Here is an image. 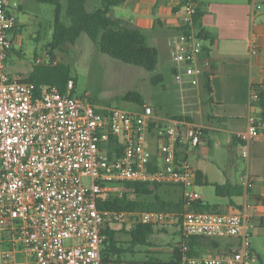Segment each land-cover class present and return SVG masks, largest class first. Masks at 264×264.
Segmentation results:
<instances>
[{
	"label": "built area",
	"instance_id": "1",
	"mask_svg": "<svg viewBox=\"0 0 264 264\" xmlns=\"http://www.w3.org/2000/svg\"><path fill=\"white\" fill-rule=\"evenodd\" d=\"M181 12L186 29L170 49L178 80L197 77L204 55V40L193 27L196 4L186 2ZM18 27L6 0H0V264H103L108 224L170 227L179 222L185 238L239 241L222 255L185 257L187 264L258 262L252 251L256 207L246 205L235 214L196 210L201 199L196 170L183 164L177 153L199 147L205 127L185 119H160L148 105L141 112L100 110L87 96L73 95L74 80L62 93L57 86L14 77L7 62ZM259 90L252 87L250 104L259 100ZM156 124L162 127L153 128ZM237 137L244 145L243 158H248L251 141L264 138V120L249 117L247 130ZM111 139L123 147L122 156L112 162ZM152 146L157 147L159 163ZM127 182L180 186L182 210L101 211L98 199L117 191L122 195L117 184ZM243 185L252 189L254 182L245 175ZM129 198L135 200L136 194Z\"/></svg>",
	"mask_w": 264,
	"mask_h": 264
},
{
	"label": "crops",
	"instance_id": "2",
	"mask_svg": "<svg viewBox=\"0 0 264 264\" xmlns=\"http://www.w3.org/2000/svg\"><path fill=\"white\" fill-rule=\"evenodd\" d=\"M184 1L127 0L114 7L110 15L145 31L148 44L159 50L160 58L170 59L171 42L184 24L185 17L181 12ZM6 3L9 8L7 0ZM258 6H262V9L257 10ZM200 7L204 10L201 25L210 38L204 41V46L211 49L209 62L215 70L211 77L213 102L209 103L208 123L192 120L206 128L203 143L195 149H181L179 159L183 164L204 173L209 183L204 186L214 188L215 184L230 183L243 187V178L250 176L254 181L250 194L245 191L242 196L231 198L216 195L225 198L224 202L205 198L201 191L204 186L197 184L196 190L201 194L198 203L203 207H214L219 213L235 214L246 205L257 208V229L252 237V251L261 261L258 251L264 252V138L251 141L249 156L244 158L245 170L238 168L235 152L239 148L244 150L237 135L247 130L249 117L262 119L261 109L250 104V95L252 87L264 83V4L263 0H200ZM26 25L19 23L21 32ZM21 32L16 38L20 37ZM254 46L256 52H252ZM172 72L174 74L173 69ZM200 77L201 73L198 72L197 77H189L187 84ZM152 148L155 158H160L157 147ZM205 157L208 161H205ZM182 195L180 188L179 198ZM260 239L263 240L261 247L258 245ZM227 242L235 249L239 241L228 238ZM219 254L222 255L223 251H210L206 255Z\"/></svg>",
	"mask_w": 264,
	"mask_h": 264
},
{
	"label": "trees",
	"instance_id": "3",
	"mask_svg": "<svg viewBox=\"0 0 264 264\" xmlns=\"http://www.w3.org/2000/svg\"><path fill=\"white\" fill-rule=\"evenodd\" d=\"M40 3H47L56 7V20L54 24V33L51 44L49 45V55L51 56L50 64L40 65L27 78L22 80L31 82L36 85H53L57 86L62 93L66 92V86L69 80H73L68 67L61 63L54 64L56 61L55 52L61 51L67 45H75L79 37L84 33L88 35L91 41L98 46L99 50L113 59L123 63L139 66L148 72H154L159 65V50L148 44L147 34L142 29L133 24L122 20L115 19L110 15L114 7L124 4L127 0H103L102 7L94 11L87 10L88 0H67L66 19L62 21V5L61 0H36ZM192 1L196 4L197 12L194 16L193 27L198 35L206 42L210 40L209 35L202 28L201 21L204 10L200 7V0H185L183 4ZM264 4V0H263ZM186 27L182 26L179 30L185 31ZM16 34L21 32V27L15 30ZM15 48L13 49V51ZM210 47L204 46V55L202 67L205 69L202 73L204 86L208 94V104L213 102V88L211 85V77L215 70L209 62ZM157 80V81H156ZM163 80L162 75H158L155 83ZM259 88V100L252 102V106H258L261 109V117L264 120V83ZM75 90L73 91V95ZM125 100L139 103L145 106L142 96L136 93H128ZM183 120L182 117H175ZM192 122L191 118L185 119ZM161 128V124H156L153 128ZM152 131V130H151ZM206 133V131H205ZM204 133V136H205ZM122 143L117 139H111L109 142L108 160L114 161L122 156ZM181 153H177V158ZM155 162L159 163L158 158ZM157 165L154 168L157 169ZM197 184L200 186L209 185L204 173L196 171ZM253 181V180H252ZM254 182V181H253ZM119 191L106 193L98 199V207L101 211H181L183 207V196L175 201H167L157 195V190L162 185L156 184H139V183H118ZM181 188L180 186L174 185ZM215 193L219 197L231 198L233 196H242L246 191L250 194L251 189L244 186L231 185L225 183L223 185H213ZM182 189V188H181ZM130 193L136 194V199L129 198ZM154 197V198H153ZM196 210L200 212L219 213L214 207H203L200 203L196 204ZM115 223L107 225L103 234L106 236L102 247V263L103 264H133L135 262L128 261L127 257L135 256L143 253L140 247L152 246L151 237L157 232H168V227H157L151 225H120ZM174 226L181 229V222ZM182 241L179 247L173 250L168 261L157 256H150L148 251L147 259L143 261L145 264H187L185 257L196 258L206 255L210 251H223V254L233 250L232 244L227 242L223 248L216 238L191 237L185 238L182 234ZM120 236L127 237V240H121ZM226 239V238H224ZM228 239V238H227ZM231 239V238H229ZM239 245V242H238ZM237 245V247H238ZM236 247V246H235ZM186 249V250H184ZM225 252V253H224ZM221 255V254H219Z\"/></svg>",
	"mask_w": 264,
	"mask_h": 264
},
{
	"label": "rangeland",
	"instance_id": "4",
	"mask_svg": "<svg viewBox=\"0 0 264 264\" xmlns=\"http://www.w3.org/2000/svg\"><path fill=\"white\" fill-rule=\"evenodd\" d=\"M7 1L10 5L9 11L16 16L18 22L27 24L23 26L20 37L15 38V50L10 54L7 62L8 72L17 78H27L38 66L50 64L47 52L50 50L49 45L53 39L56 7L36 0ZM61 5L62 21L67 22V0H61ZM101 7L102 0H90L87 4L88 11ZM55 57L56 61L68 67L70 71L75 82L74 96L79 98L87 96L100 110L119 108L141 112L143 105L125 100V96L132 92L142 96L144 104L151 106L156 115L162 119L182 117L183 119L191 118L198 123L209 122L210 105L207 102L208 94L202 77L205 69L202 66L199 67L201 77L197 78L199 83L187 84L189 77L184 76L182 80H178L173 74L174 63L171 59L161 57L157 70L148 72L139 66L123 63L102 53L84 33L75 45H67L63 50L56 51ZM158 75H162L163 80L155 83ZM243 151L239 148L235 152L239 162L237 167L241 170L246 169ZM206 159L205 157V161ZM84 182L89 184L90 179L85 178ZM201 191L205 198L225 201V198L216 196L212 186H204ZM157 195L167 201H175L180 196V188L174 185H162L158 188ZM119 226L115 227L119 229ZM167 230L168 232L155 233L151 237L152 246L140 247L139 250L143 253L129 256L127 260L143 262L148 255L145 251H148L150 256L154 255L168 261L183 238L180 227L170 226ZM120 239L126 241L127 237L120 236ZM219 242L223 248L227 239H219ZM258 245L263 246L262 239L258 241ZM258 252L261 255V261L256 264H264V252Z\"/></svg>",
	"mask_w": 264,
	"mask_h": 264
}]
</instances>
